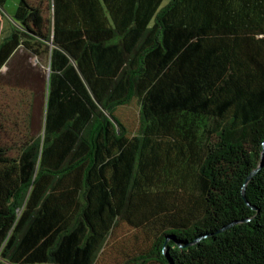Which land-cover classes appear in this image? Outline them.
<instances>
[{
    "label": "trees",
    "instance_id": "trees-1",
    "mask_svg": "<svg viewBox=\"0 0 264 264\" xmlns=\"http://www.w3.org/2000/svg\"><path fill=\"white\" fill-rule=\"evenodd\" d=\"M165 1L20 0L0 71L50 78L41 139L0 124V264H95L120 220L138 264H264V0Z\"/></svg>",
    "mask_w": 264,
    "mask_h": 264
},
{
    "label": "rangeland",
    "instance_id": "rangeland-1",
    "mask_svg": "<svg viewBox=\"0 0 264 264\" xmlns=\"http://www.w3.org/2000/svg\"><path fill=\"white\" fill-rule=\"evenodd\" d=\"M19 2L7 0L0 8V45L12 33L11 17ZM48 71L47 56L38 58L23 48L0 71V124L7 120L8 127L13 129L14 137H18L20 142L43 137ZM116 114L127 127L130 136L140 133V108L137 100L120 107ZM155 236L156 232L150 226L137 227V224L120 220L102 245L95 264H138L134 260L141 253L147 254ZM147 264L160 263L151 261Z\"/></svg>",
    "mask_w": 264,
    "mask_h": 264
},
{
    "label": "water",
    "instance_id": "water-1",
    "mask_svg": "<svg viewBox=\"0 0 264 264\" xmlns=\"http://www.w3.org/2000/svg\"><path fill=\"white\" fill-rule=\"evenodd\" d=\"M49 78H50V70L48 71V76H47V79L49 80ZM113 122H114V124L117 126V128H118V125H117V123L115 122V120L113 119V118H110ZM263 161H264V151H263V154H262V164H261V166L263 165ZM260 166V167H261ZM259 171V168H257L256 170H254L248 177H247V179H246V183H248L250 180H251V178L257 173ZM243 197L245 198V187H244V190H243Z\"/></svg>",
    "mask_w": 264,
    "mask_h": 264
},
{
    "label": "crops",
    "instance_id": "crops-1",
    "mask_svg": "<svg viewBox=\"0 0 264 264\" xmlns=\"http://www.w3.org/2000/svg\"><path fill=\"white\" fill-rule=\"evenodd\" d=\"M168 2H169V0H168ZM168 2H167V3H168ZM164 5H165V4H164Z\"/></svg>",
    "mask_w": 264,
    "mask_h": 264
}]
</instances>
